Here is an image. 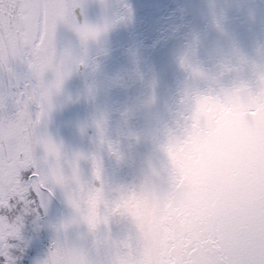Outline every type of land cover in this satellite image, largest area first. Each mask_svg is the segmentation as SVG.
<instances>
[{
	"label": "clouds",
	"instance_id": "obj_1",
	"mask_svg": "<svg viewBox=\"0 0 264 264\" xmlns=\"http://www.w3.org/2000/svg\"><path fill=\"white\" fill-rule=\"evenodd\" d=\"M204 4L203 28H190L176 55L174 90L139 67L107 74L87 54L69 75L89 74L77 100L94 112L81 131L93 128L100 152L133 179L94 169L84 196L96 217H77L78 238L61 239L64 264H225L264 250V7ZM117 90L124 102L112 100Z\"/></svg>",
	"mask_w": 264,
	"mask_h": 264
},
{
	"label": "snow or ice",
	"instance_id": "obj_2",
	"mask_svg": "<svg viewBox=\"0 0 264 264\" xmlns=\"http://www.w3.org/2000/svg\"><path fill=\"white\" fill-rule=\"evenodd\" d=\"M80 0H0V264H17L28 219H42L57 188L65 189L75 215L57 229L66 234L77 217L93 223L95 202L86 200L61 167V149L45 134L53 98L100 30L78 22ZM76 33L84 52L60 44L58 30ZM79 159V157L77 158ZM99 175V161L93 159ZM58 236L42 264H64ZM67 240L66 237L63 238ZM225 264H264V250L229 257Z\"/></svg>",
	"mask_w": 264,
	"mask_h": 264
},
{
	"label": "water",
	"instance_id": "obj_3",
	"mask_svg": "<svg viewBox=\"0 0 264 264\" xmlns=\"http://www.w3.org/2000/svg\"><path fill=\"white\" fill-rule=\"evenodd\" d=\"M77 9L78 22L87 23L100 30L97 40L89 41L86 54L90 60H99L107 74L133 73L137 67L150 76L155 73L162 90L175 89L182 79L175 58L183 44V37L190 28H203L200 18L204 0H80ZM264 7V0H260ZM119 20H113L112 17ZM243 42L251 47L253 35L241 29ZM60 44L64 48L83 53L79 37L70 29L61 26L58 30ZM89 78L86 70L74 72L63 83L62 92L53 98V111L43 129L45 134L61 149V167L64 176L71 182L69 189L76 188L75 175L82 185L92 181L93 159L99 161L113 183L129 182L133 174L114 168L106 153L100 152L95 130L81 129L90 122L93 106L77 100ZM139 85L137 90L139 91ZM114 101L124 102L127 97L120 91L111 94ZM143 153V147L137 149ZM79 157V159H77ZM61 203V220L69 222L75 215L69 205L65 189L57 188ZM60 195V196H59ZM64 216V221H63ZM64 234V233H63ZM68 239H77L79 233L69 229ZM66 235L64 234V238Z\"/></svg>",
	"mask_w": 264,
	"mask_h": 264
},
{
	"label": "rangeland",
	"instance_id": "obj_4",
	"mask_svg": "<svg viewBox=\"0 0 264 264\" xmlns=\"http://www.w3.org/2000/svg\"><path fill=\"white\" fill-rule=\"evenodd\" d=\"M60 201L55 193L51 198L46 215L42 219L27 220L23 229V251L18 254V264H31L30 259L38 247L46 256H49L58 236L64 238L63 233L57 229L62 227ZM40 227L41 236L37 227ZM37 236L35 240V236Z\"/></svg>",
	"mask_w": 264,
	"mask_h": 264
},
{
	"label": "bare ground",
	"instance_id": "obj_5",
	"mask_svg": "<svg viewBox=\"0 0 264 264\" xmlns=\"http://www.w3.org/2000/svg\"><path fill=\"white\" fill-rule=\"evenodd\" d=\"M60 206H61V203H60ZM40 237H42V236H40Z\"/></svg>",
	"mask_w": 264,
	"mask_h": 264
}]
</instances>
